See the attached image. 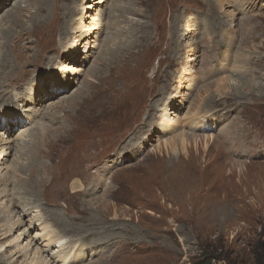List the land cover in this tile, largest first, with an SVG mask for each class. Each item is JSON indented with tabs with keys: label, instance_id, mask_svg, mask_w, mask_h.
<instances>
[{
	"label": "rangeland",
	"instance_id": "1",
	"mask_svg": "<svg viewBox=\"0 0 264 264\" xmlns=\"http://www.w3.org/2000/svg\"><path fill=\"white\" fill-rule=\"evenodd\" d=\"M5 1L0 0V5ZM49 2L50 6L46 4L41 8L43 13L39 19H42L32 26L29 15L37 10L38 0H22L17 7L27 11L21 16L25 24L18 21L9 32L5 31L9 30V19H15L12 14H18V8L14 6L18 2L13 6L7 2L0 12V29L5 28L3 32L9 39L5 42L0 37V56L8 55L15 62H19L20 57L24 67L13 74L15 62L12 61L10 67L5 65L3 78L7 79L0 81L3 82L1 89L9 90L11 95L0 93V110L3 105H9L14 96L25 94L26 97L27 91H32L33 75L39 77L45 68L55 70L67 66L73 73L81 75L62 99L41 93L37 103L25 98L19 109L8 106L16 112L22 110L30 120L21 121L19 127L12 128L7 137L15 150L0 161V244L3 243L0 264H197L210 257L212 264H264V0ZM207 3L214 6L212 10ZM71 6L78 25L87 30L79 40L82 53L73 63L65 50L69 45L67 36L71 34H64L66 26L60 29L70 17L68 7ZM110 14H116L119 22L126 25L124 29L115 28L110 43L104 46L110 35L106 21ZM44 25H49L46 30L55 38H48V33L41 38L63 51V55L51 64L43 63L51 54L37 38L44 30H33ZM118 25V22L112 24L111 29ZM185 32L187 34L183 35ZM156 34L159 41L153 44ZM110 47L117 50L118 58L109 56L103 61L104 50ZM211 47H215L214 50ZM27 48L32 51L29 55ZM18 53L22 55L17 56ZM40 53L44 56L42 59L38 56ZM40 60L39 65L37 61ZM212 64L223 71L217 73L215 70V80H210ZM11 75L14 78L20 76L22 80L31 77L23 83L27 91L18 85H8L14 79ZM86 77L87 82L84 81ZM180 77V87L166 95V110L161 106L159 111L168 117L162 129L177 126L178 131L155 130L149 145L143 146L146 151L136 153L142 157L139 162L130 164L132 160H128L124 169L119 170L120 165L117 167V186L112 198H99L101 193L85 198L91 202L88 206L87 201L88 215L94 212L95 218H99L97 235L86 238L84 234L94 233H89L88 228L80 230L81 235H75L77 231L71 232L67 234L70 247L56 254L58 233L51 230H54L58 215L71 220L74 208L83 200V197L76 198L71 188L79 173L70 169L64 182L53 184L50 172L45 175L50 183L39 187L34 195L37 198L26 191L24 184L30 181V172H20L19 166L49 161L36 157V146L30 149L35 141L33 132L38 131L41 122L47 125L61 123L63 127L51 130V136L46 138L50 140L49 146L56 149L55 155L68 150L71 152L67 154L73 152L74 157L81 154L85 145L87 154H96V160H102L106 154L116 151L114 147L111 149L116 139L123 142L125 135L132 137V131L137 137L141 136L133 126L137 128V121L128 120L136 118L137 114L140 118L143 109L141 117L148 120L146 110L151 106L152 98L165 93L170 81ZM44 78L45 83H49V77ZM79 90L82 91L81 97L77 98L80 102L71 101L69 98L76 97ZM154 93L152 98L149 97ZM172 97L171 106L169 98ZM131 100L125 115L124 111L128 109L125 103ZM136 100L138 106L134 103ZM213 102L216 103L210 105ZM64 111L69 112L65 120ZM24 114L20 112L21 119ZM48 114L59 120L50 122L51 119L46 117ZM199 115L208 117L203 118L205 121L214 118L218 124L207 128L198 124L205 130L192 128L190 123H195ZM5 117L3 115L4 120ZM158 123H162L161 117L153 121L151 128L157 129ZM238 126L245 131V135L240 134L244 136V145L236 139L240 137ZM226 128L231 135L224 143L240 145L237 152L243 154L231 158L230 150H224L217 141L219 137L215 138ZM87 131L89 134L84 138ZM184 131L196 135L199 143L196 145L190 138H185L183 143L180 135ZM62 135L66 138L58 141ZM233 135L236 138L232 139ZM127 142L139 147L141 141L134 137ZM42 148L49 151L45 144ZM23 151L28 152L29 157L22 154ZM96 170L93 166L90 172ZM32 199L38 201L35 208ZM106 207L110 209L106 210ZM21 209L25 210L23 215H20ZM33 211H37L39 217ZM14 220L19 221L13 225ZM44 221L49 227L45 232L50 229L53 239L49 251L44 246L45 240L39 242L44 238L40 225ZM90 223L85 225H96ZM65 226L60 225L61 228ZM90 249H94L95 254H89ZM80 251L83 256L74 259L73 253L78 255ZM64 254L73 256L65 262Z\"/></svg>",
	"mask_w": 264,
	"mask_h": 264
},
{
	"label": "bare ground",
	"instance_id": "2",
	"mask_svg": "<svg viewBox=\"0 0 264 264\" xmlns=\"http://www.w3.org/2000/svg\"><path fill=\"white\" fill-rule=\"evenodd\" d=\"M21 1L20 0H6L5 2L1 3V5H0V12H1V9L3 7H6L7 2H10V4H12V6L16 2H18L16 5H14L15 8H18V12H17L18 14H12L15 17L14 20L11 19V18L9 19L10 20V23H11L10 26H9V30L5 31V28L0 29V33L2 35L0 37H1V39L4 38L5 39V42L7 40H9L8 39V36L5 35V32H9L10 30H12L14 28V25L18 21H21L20 23H22L23 25L25 24V23H23V22H25L24 21L25 19L23 17H21V16H22V13L24 11L26 13H27V11H26L25 8H23V9H25V10H23L21 7H17V5L20 6L19 3ZM57 2H59V0H57ZM48 3L50 4L49 0H38V7L36 8L37 10L35 12H30L31 15H29L30 16L29 21L32 22V24H33L32 26H34L35 24H37V22L42 19V18L39 19L40 18V15L43 13V11L41 10V8L45 7L46 4L49 5ZM207 5L208 6L210 5L209 7L211 8V10L214 7L211 3H207ZM56 7H58V10H59V5H57ZM72 7L73 6L68 7V10L70 12V17L68 18L67 22L60 27V29L62 30L66 26V28H64V34H68L69 32L71 34V36H67L69 38V39H67L69 45L65 49L67 51V53H68V58L69 59H72L71 60L72 61L71 63H73L77 59L76 56L78 57L82 53L81 52L82 45L80 44L81 42H79V40L82 39L85 36L86 32H87V30H85L83 26L78 25L77 19L73 17ZM87 7H88V5H87ZM12 11H13V9L11 11H9L8 14L10 12H12ZM77 11L78 10H76L75 13H77ZM38 15H39V17H38ZM115 15L116 14H112V15L110 14V15H108L106 17V21H107V24H108V32H109V34L111 36L109 35L105 39L104 46H106L107 43H110V38L114 36L113 35V31L115 30V28L124 29V26L126 25V24H124V25L121 24L120 23L121 20H119L118 17H115ZM16 19H18V20L16 21ZM116 22H118L119 25L116 26V27H113L111 29L112 24H114ZM48 26L49 25H46V26L45 25L44 26H38L37 28H35L33 30H35V32L38 29L41 30V31L44 30L45 32L48 31V32H46V34H44V31H43L41 33L42 35L40 37H37V38H39V42H42L48 48V52L51 54V56L49 57V59H46L43 63H46V64L47 63H50L51 64L52 62L56 61L60 56L63 55V51L61 49H59L60 48L59 46L56 47L54 44L46 43L41 38L42 36L47 35V33L49 35L48 38L54 37L51 34L52 33L51 31L46 30ZM19 28H21V27H19ZM81 28H83V29H81ZM185 30H188V32L191 31L190 28L189 29H186L185 28ZM3 31H5V32H3ZM77 33H79L80 35H77L76 36L75 34H77ZM158 33H159V31H157V34ZM157 34L153 38V41H152L153 44H157L158 41H159V38L157 37ZM186 34H187V32H185V34H183V35H186ZM61 36H63V35H61ZM116 37H118L117 34H116ZM16 38H18V37H16ZM30 43H31V41L29 40V43L28 44H30ZM0 44H1V42H0ZM3 44L6 45V43H3ZM31 45H33V44H31ZM104 46L102 47V50L104 49ZM211 48L214 50L215 47H211ZM27 49H28V55H29V53H31L32 51H31L30 48H27ZM186 50H187V48L184 49L185 52H186ZM129 51H130V49H129ZM129 51L127 53H129ZM101 53H102V51H101ZM104 54H105V56L103 57V61L104 60H107L109 56H110V58H112V57L114 58L115 56H116V58H118L117 57L118 56L117 55V50L114 47H110V48L104 50ZM123 54H124V51H123ZM216 54H221V52H216ZM18 55H22V54L21 53H18L17 56ZM38 56H39L40 59H42L44 57L41 53ZM216 57H218V56H216ZM113 60H115V59H113ZM12 61L15 62V60H12V58H9L8 55H2V56H0V65H1L0 81L1 80H4V79H7V78H3V71L5 70L4 67H5V65H8L10 67V63ZM20 61H21V59L19 57V62H15L14 66H12V68L14 69L13 74L19 73L20 71L23 70L24 67H22V65L20 64ZM41 63H42V60L37 61V64L40 65ZM210 67H211L210 68V72H211V76H210L211 79L210 80H215V78H216L215 77V73H216L215 70L218 67L215 66L214 64H212ZM64 68L65 69H63V67L61 68V66L60 67H57L55 70L49 69V68H45L43 71H41L38 74L39 77H37L36 75H33V77H32L33 79H31V81H32V91L31 92L30 91H27L26 89H24V84H23L26 80H29L31 77H29V78L27 77L26 80L25 79L22 80L20 78V76H18L17 78H14V75H11L14 79L11 80L8 83V85H18V87L21 90L24 89V90L27 91V93H26V97H25V94L22 97H15L14 96L13 97V101L11 100L12 102L9 105H3L2 110H0V132H3V134H0V161H3L5 159V157L6 158L9 157V155H11L12 151L15 150L14 149L15 146H11L12 145V143H11L12 141H10L8 139V137H7L8 134L12 131V128L19 127L22 124L21 121H25L26 122V121H29L30 120V118L28 116H26V114H24L22 112V110L19 111V112H18V110H17V112H16V110H13L14 109V106H17L18 109H19V104L25 98L27 100H30V99L31 100H35L34 102L37 103V101L41 97L40 96L39 98H37V96L40 95L41 93H44L46 95H50V96H52L54 98L56 97L58 99L59 98L62 99L66 95L65 92H70L72 90L71 84L72 85L75 84L76 83V80L79 81V78H80L81 75H78V73H73V71L71 69L67 68V66L64 67ZM155 71L157 72L156 69H155ZM156 72H155V74H156ZM219 72H223V71L217 69V73H219ZM186 74H189V71H187ZM45 76L49 77V83H47V84L45 83V78H44ZM70 76H72V77H70ZM8 79H10V78H8ZM87 79L88 78L86 77L84 79V81L86 80V82H87ZM43 80H44V82L42 83ZM181 81H182V77H180L179 80L176 79V78H173L170 81V83L165 87L166 88V92L165 93H161L160 95H158V94L155 95V93H154L153 95L149 96V97L152 98L155 95L152 98V102L150 104L151 106L149 107L150 110H153V107H154L153 112L151 113V111L148 108L146 110L147 111L146 113L149 114L148 120H147L146 117L145 118L144 117H141L142 114H143V112H144V109H143V111L139 115L140 118H138V114H137V117L136 118H132V119H129L128 120L130 122L137 121V124H139V125H137V128L135 127L134 124H133V126H134L135 129L138 130L137 133H140L141 136L140 137H137L135 134H133V131L130 133V134H132V137L131 138H134L135 137V138H139L140 139L141 142H140V146L139 147L138 146H135L132 142H127V140L128 139H131V138H128L127 136H129V134L126 133L127 135H125L123 142L116 139L115 140V143L112 145L111 149L114 147L113 149H116V151L113 152L112 154H109V153L106 154L104 156V158H102V160H99V161L96 160V158H97L96 157V154H94V155H92L90 153L87 154V151H85L86 150V146L85 145L83 147V150L80 151L81 154H77L74 157H73V155H74L73 152H72V154H67V153H70L71 152V151H68V150L66 152H61L60 151L59 152V155H55L56 149L49 146L50 145V140H48V139L46 140V138L49 137V136H51L50 135L51 130L54 129V131H56V129H58L60 126H61L60 128H62L63 126L61 125V123L60 124L59 123H56V124H53V125H47L46 123L41 122V124L39 125V128H38V131L33 132L34 134L32 133L34 135L35 141L33 140V143H31V145L29 147H31L30 149H32L33 146L34 147L36 146L37 147L36 157L37 158H40V157L47 158L49 161H48V163H39V162L38 163H32L31 162L28 165L22 164V165L19 166V171L20 172H26V171H29L30 172V181L28 179L29 182H27L26 184H24L25 185L24 186L25 187V190L28 191L29 193H32L33 196L34 195L36 196L37 193H38L37 191H38L39 187H43V186H45V185H47V184L50 183V180H47V178L45 177V175H47L48 173L50 174V172H52V174H53L52 183L53 184H61L65 180L66 173H68L69 170L72 169L75 172V174L76 173H79V175H77L78 177H77L76 181H74L71 184V188L73 189V194H74V196L76 198L83 197V200H86L85 199L86 197L93 198L97 193L98 194L101 193V196L99 198H105V197L106 198H109V199L112 198L113 197L112 192H113L114 188L117 186L116 185V181H117L118 173H119L117 167H119V165H120V167H122V168H120L119 170L124 169V167L126 166L125 163L128 160H132V162L130 164H132L133 162H139L142 159V157H140L141 156L140 153L139 154H136V153L137 152H140V151H146L143 148V146H146V145L148 146L149 145V142H150V140H151V138L153 136V132H155V130H158V129H161V130L168 129L169 130V129H171L170 130L171 133H176L178 131L177 126L176 127L166 126L165 128L162 129V125H163L164 121H166L168 119V117H167L166 113H162L161 114V113H159V111H160L161 106H164V102H165L167 93L170 92V93L173 94V91H175L177 89V87H180L178 85V83H181ZM2 85H3V82H0V93H6L4 96L11 95V92L9 90H6V89H3L2 90L1 89V86ZM173 87H174V89H173ZM78 89H81V88H78ZM127 91H129V90L127 89ZM81 92L82 91L79 90L78 91V94L76 95V97L74 96L75 98L72 95L69 99H71V101L74 100V102H76L78 100L77 98L81 97ZM169 99H171V106H172L174 97L169 98ZM143 100H144V98H143ZM132 101L133 100L128 101L127 103H125V105L128 106V109L124 111L125 115L128 112L129 105H130V103ZM134 103L137 104V100ZM215 103L216 102H213L212 104L210 103V105H213ZM99 104L100 103H98L97 105H99ZM11 105L13 106V109L8 108V106H11ZM69 105H70V103H69ZM111 105H112V103H111ZM137 106H138V104H137ZM94 107L95 106H90V108H94ZM157 108L159 110H157ZM225 108H227V107L225 106ZM123 109H124V107H123ZM162 109L163 110H166V105L164 106V108L162 107ZM20 112H21V114H24V116H25V117H22V119L20 117ZM212 113H214V112H212ZM63 114H64V120L69 117L67 115V114H69L68 111H64ZM3 115H4V117L6 116L5 117L6 120L3 119ZM46 117L51 119L50 122L55 121V120H57V121L59 120V118L57 116H55V115H49L48 114V115H46ZM159 117H161L162 123L161 124L158 123L157 129H152L151 128V124L153 123V121L155 119H158L159 120ZM203 118H208V117H204L202 115H199V118L197 120L195 119L196 120V122H195L196 125H195V123H190V126L192 128H197L200 125L203 128H207L208 126L209 127L210 126L213 127L214 125H217L218 124L217 123V120L214 119V118H209L206 121ZM92 121H94V120H92ZM201 127H199V129L205 130V129H202ZM222 132H224V133L223 134H220ZM220 133L217 134L215 136V138L216 137H219V139L217 141L220 144L223 145L224 150H226V149H229L230 150V152L228 153V155L231 158L241 155L242 152H239V151L237 152V148L240 147V145L239 146H235L234 144H230L229 145V144H225L224 143V139L225 138H228L227 137L228 135H231L229 128L228 129L226 128L225 130L221 131ZM88 134H89V131H87L86 134H85V136H83V137L84 138L87 137ZM240 134L245 135V131H244L243 128H240L238 126V137L240 136ZM67 137H68V134H67ZM191 137H194V138H191ZM63 138H66V137L63 136V135L60 136V138H58V141H60V139H63ZM185 138L186 139H189L190 138L191 140H193L196 143V145L199 143V141L197 140V136L196 135L189 134V131H184V133H181L180 139L182 140L183 143H184ZM234 138H236V135H233L232 139H234ZM243 138H244V136L243 137L240 136L239 138H236V139H238L239 141L243 142L241 144L244 145L245 140ZM30 142H28V143L26 142V143L29 144ZM43 144H45V146L48 147V149H49L48 152H45L43 150V148H42V145ZM55 144L57 145V143H55ZM136 150H138V151H136ZM28 152H30L32 154V150H29ZM28 152H24L23 151L22 154L28 155ZM82 153H83V155H82ZM41 154H43V156H41ZM117 154H118V156H117ZM246 154H250V153H246ZM53 155H54V160H52ZM79 155L81 156L80 158H79ZM34 156H35V154H34ZM113 156H114V158H112ZM116 156L118 158V162H117ZM28 157H29V155H28ZM56 160L59 161L57 165H56V162H57ZM52 161H56V162L52 163ZM113 162H115L113 165H110L109 164V163H113ZM93 166H96V169H97L95 171V173L90 172V170L92 169ZM33 171L35 172V175H33ZM35 198H37V197H35ZM83 200L80 203H78V205H76V207L74 208V210H73V217L71 218V220H69V218L68 219H65V218H63V217H61L59 215L57 216V220H54V224H53L54 230L52 229L51 231H55V232L58 233V238H57V240H55L56 248H58V251L56 252V254L57 253H61L65 249H68L70 247L71 242L67 239V234H69L71 232L73 233V232H76L77 231V233H75V235H81L80 230H83L84 231V229H87L88 228L89 229L88 230L89 233H91V231H94L95 234L94 233L84 234L86 238H90V236L97 235V233H96L95 230L98 227L97 224H98L99 218L98 219L95 218V216L97 214L95 213L96 215H94L93 214L94 212H92V213L90 212V215H88L89 214V212H88L89 207L88 206L91 204V202L89 200H86L85 202H83ZM90 200H92V199H90ZM87 201H89L88 202V206H87ZM37 202L38 201L36 199H32L31 204L33 205V207H34L35 203H37ZM33 207H31V208H33ZM35 207H36V205H35ZM86 209H88V210H86ZM107 209H110V208L106 207V210ZM21 210H22V213L20 212V215H23L25 213L24 212L25 210L24 211H23V209H21ZM33 212L35 213V216L36 217H39L40 214L37 211H33ZM81 213H82V215L80 216ZM38 220H40V219H38ZM18 221H15L14 220L12 224L15 225V224H17ZM90 221H91L90 225L91 224H96V225L87 227L85 225V223L90 222ZM46 223L47 222L44 221L43 223L40 224L42 226V231L44 230L41 233V236L44 237V238L40 239L39 242L41 243L42 241L45 240L47 243L44 246L45 247H48L47 250L49 251V247L52 246V244H53L52 243L53 242V239H52V235L50 234V232H51L50 229H48L45 232V230L47 228H49L48 227V224H46ZM100 224H102V223H100ZM60 225H61V227H62V225H67V226L61 228ZM50 228H51V226H50ZM7 232L8 231L2 233V236L5 235ZM2 244H0V246H2ZM101 244H102L101 242H98V246H101ZM73 246L74 245H72L71 250H72ZM52 254L53 255H56L55 253H52ZM83 254H84L83 251L78 252V255H75L73 253V255L75 257L74 259H78L80 256L82 257ZM89 254H95V250L94 249H90V253ZM65 255L66 254L63 255V257H66L65 258V262L67 261V258H71L73 256L72 254H68L66 256ZM40 257H43V255H40Z\"/></svg>",
	"mask_w": 264,
	"mask_h": 264
},
{
	"label": "trees",
	"instance_id": "3",
	"mask_svg": "<svg viewBox=\"0 0 264 264\" xmlns=\"http://www.w3.org/2000/svg\"><path fill=\"white\" fill-rule=\"evenodd\" d=\"M213 258L210 257V258H205V260H202V261H199L197 262V264H212V260Z\"/></svg>",
	"mask_w": 264,
	"mask_h": 264
}]
</instances>
